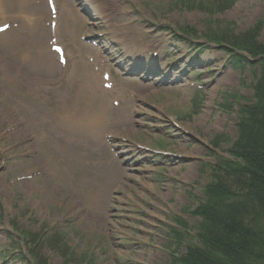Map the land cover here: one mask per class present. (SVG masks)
I'll return each mask as SVG.
<instances>
[{"label":"rangeland","instance_id":"rangeland-1","mask_svg":"<svg viewBox=\"0 0 264 264\" xmlns=\"http://www.w3.org/2000/svg\"><path fill=\"white\" fill-rule=\"evenodd\" d=\"M7 1L0 36L20 38L0 43V264L33 262L19 230L47 233V264H178L259 75L209 37L263 20L264 42V0Z\"/></svg>","mask_w":264,"mask_h":264},{"label":"trees","instance_id":"trees-1","mask_svg":"<svg viewBox=\"0 0 264 264\" xmlns=\"http://www.w3.org/2000/svg\"><path fill=\"white\" fill-rule=\"evenodd\" d=\"M263 20L240 35L222 32L234 66L256 73L252 99L240 105L237 138L229 156L211 168L199 217L198 243L176 258L180 264H264V42ZM217 38V37H216ZM245 53V54H243ZM185 224V223H184ZM178 233V232H177Z\"/></svg>","mask_w":264,"mask_h":264},{"label":"bare ground","instance_id":"bare-ground-1","mask_svg":"<svg viewBox=\"0 0 264 264\" xmlns=\"http://www.w3.org/2000/svg\"><path fill=\"white\" fill-rule=\"evenodd\" d=\"M7 1V0H6ZM8 2V1H7ZM21 4V3H20ZM5 8V9H7V7L6 6H4V5H0V8ZM0 37H2L1 39H0V43H2L3 45H4V47H3V52L5 53H10L9 52V48H11V47H13L16 43L18 44V38H20V37H18L16 34H14V35H1ZM39 48L40 49H42V50H44L43 49V47H42V45L41 44H39ZM41 51V50H40ZM26 58H27V55H24L23 56V59L24 60H26ZM99 74H97L96 76H98ZM91 82H93V83H95V84H98V81L97 80H95V79H93V77L92 78H88V83H91ZM93 91H94V89H93ZM103 93H105V94H107V92L106 91H102ZM108 94H110L109 92H108ZM78 112H81L82 110H81V108L79 107L78 108V110H77ZM74 115V112H70V116L72 117ZM93 116V117H90V116ZM98 113H89V112H85L84 114H83V120H85V121H88V122H94L96 119H98ZM0 123H1V119H0Z\"/></svg>","mask_w":264,"mask_h":264},{"label":"snow or ice","instance_id":"snow-or-ice-1","mask_svg":"<svg viewBox=\"0 0 264 264\" xmlns=\"http://www.w3.org/2000/svg\"><path fill=\"white\" fill-rule=\"evenodd\" d=\"M0 30H2V29H0Z\"/></svg>","mask_w":264,"mask_h":264}]
</instances>
